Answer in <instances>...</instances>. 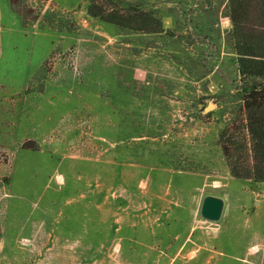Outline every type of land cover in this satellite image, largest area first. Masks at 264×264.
Listing matches in <instances>:
<instances>
[{
  "label": "rangeland",
  "instance_id": "1",
  "mask_svg": "<svg viewBox=\"0 0 264 264\" xmlns=\"http://www.w3.org/2000/svg\"><path fill=\"white\" fill-rule=\"evenodd\" d=\"M92 1L0 0V264H264V182L221 145L242 107L229 0H118L161 32Z\"/></svg>",
  "mask_w": 264,
  "mask_h": 264
},
{
  "label": "trees",
  "instance_id": "2",
  "mask_svg": "<svg viewBox=\"0 0 264 264\" xmlns=\"http://www.w3.org/2000/svg\"><path fill=\"white\" fill-rule=\"evenodd\" d=\"M90 12L108 22L161 32L152 12L118 0H93ZM229 17L242 95L240 115L220 134L223 154L236 178L264 182V0H229Z\"/></svg>",
  "mask_w": 264,
  "mask_h": 264
},
{
  "label": "water",
  "instance_id": "3",
  "mask_svg": "<svg viewBox=\"0 0 264 264\" xmlns=\"http://www.w3.org/2000/svg\"><path fill=\"white\" fill-rule=\"evenodd\" d=\"M225 201L222 197L207 195L203 198L201 216L208 221L218 222L223 214Z\"/></svg>",
  "mask_w": 264,
  "mask_h": 264
},
{
  "label": "crops",
  "instance_id": "4",
  "mask_svg": "<svg viewBox=\"0 0 264 264\" xmlns=\"http://www.w3.org/2000/svg\"><path fill=\"white\" fill-rule=\"evenodd\" d=\"M225 209V208H224ZM223 213H224V211H223ZM223 215V214H222ZM228 219V221L229 222H232V219H231V216L229 215V216H227V218H225V222H226V220ZM229 227H230V229H232V227H233V225H229ZM233 245V244H232Z\"/></svg>",
  "mask_w": 264,
  "mask_h": 264
}]
</instances>
